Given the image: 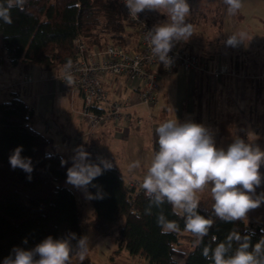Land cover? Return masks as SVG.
Listing matches in <instances>:
<instances>
[{
	"label": "trees",
	"instance_id": "trees-1",
	"mask_svg": "<svg viewBox=\"0 0 264 264\" xmlns=\"http://www.w3.org/2000/svg\"><path fill=\"white\" fill-rule=\"evenodd\" d=\"M11 15L12 24L0 21L3 70L14 67L27 70L39 65L59 73L62 64L79 55L76 38L86 40L89 47L103 48L107 43L124 48L127 45L124 34L129 31L128 21L116 0H27L24 11L13 9ZM181 42L184 49L192 51V42ZM196 56L201 61L198 52ZM151 140L154 153L158 150L155 131ZM92 142L96 145V140ZM18 146H23V157L31 158V180L29 174L10 166L9 156ZM87 152L97 162L100 156L96 151ZM72 155V149L61 152L55 147L53 137L35 126V110L17 90L0 100V264L14 247L31 249L48 236L60 239L74 233L77 239L83 237L82 224L91 226L100 236H112L115 246L104 264H114L123 249L136 259L145 258L147 264H212L202 256L212 236L223 242L235 230L241 236H250L252 246L264 239V223L224 222L215 217L212 199L205 198L197 211L214 223L209 236L198 243L184 230L183 218L174 214L176 210L171 205L152 207L151 214H146L149 199L144 190L129 187L113 162L111 170L93 181L106 193L105 198L90 199L93 216L83 219L75 192L66 183ZM62 158L69 163L61 166ZM97 190L88 188L93 194ZM161 211L169 220L179 223L180 231L161 234L156 222ZM71 243L75 246L77 240ZM75 264L95 262L85 256Z\"/></svg>",
	"mask_w": 264,
	"mask_h": 264
},
{
	"label": "clouds",
	"instance_id": "clouds-1",
	"mask_svg": "<svg viewBox=\"0 0 264 264\" xmlns=\"http://www.w3.org/2000/svg\"><path fill=\"white\" fill-rule=\"evenodd\" d=\"M26 3L27 0H0V21L12 24V10L24 11ZM224 3L228 15H235L243 6V0H224ZM124 4L134 19L145 10L158 11L167 17L154 25L145 38L159 63L170 66L169 53L174 44L187 41L194 33V25L186 20L190 15L187 0H124ZM246 36L243 31L233 33L225 44L238 46ZM71 68L69 59L65 66L68 85L73 83ZM155 134L158 150L147 164L141 184L149 199L146 214H151L152 207L159 209L165 203L171 205L177 210L174 214L183 218L184 230L202 243L209 236L214 221L198 213L200 194L210 192L213 213L224 222L245 220L250 210L264 203V194L255 195L256 188L264 180L259 171L264 164V150L259 146L236 138L227 150L217 148L213 135L205 126L191 121L181 123L177 119L162 121L155 128ZM22 151L23 146L16 147L9 156V163L13 170L19 168L29 174L31 180L32 161L23 157ZM70 159L66 183L83 191L87 199H104L106 193L93 181L113 168L112 161L97 157V162H93L83 145L73 150ZM60 162L61 166L69 163L63 158ZM141 166L139 160L128 165L130 171ZM89 186L97 188V192H89ZM156 222L163 235L180 231L179 223L169 220L162 211ZM73 239L77 240L75 246L71 243ZM89 243L87 236L77 239L74 233L60 239L48 236L31 249L14 247L3 264H71L73 255H78L81 260L84 258ZM202 256L212 264H264V239L252 246L250 236H241L232 230L223 242H217L212 236L211 242L203 248Z\"/></svg>",
	"mask_w": 264,
	"mask_h": 264
},
{
	"label": "rangeland",
	"instance_id": "rangeland-1",
	"mask_svg": "<svg viewBox=\"0 0 264 264\" xmlns=\"http://www.w3.org/2000/svg\"><path fill=\"white\" fill-rule=\"evenodd\" d=\"M187 3L190 5V15L186 17V20L194 25V33L187 40L193 43L192 50L199 53L202 61L211 64L212 60L221 58L228 66V71L221 76V82L216 84L219 87L217 91H215L217 86L212 85V109L217 111L215 109L216 99L221 100L220 102L225 108L219 110V116L228 118V124L231 123L230 120L234 122L239 120L242 125V127L237 126V121L236 125L231 127L229 135L226 134L227 127H220L222 134H220L219 147L215 141L216 147L227 150L236 138H241L246 143H252L264 150V0H243L242 8L235 15L227 14V6L224 0H187ZM142 14L154 23L167 19L164 14L158 11L145 10ZM241 31L247 33L243 43L235 47L225 44L229 35ZM13 74L12 71H4L0 74V89L4 90L3 87L10 83L9 78ZM165 106L164 98L160 97L149 107L140 105V112L141 115H146V118L153 116L159 125L168 119L166 115L165 118L158 117L161 109ZM204 109L201 107L200 119L202 115L205 116ZM169 113L172 114L173 110ZM193 115L195 116V114ZM73 116L80 125L83 124L76 113H73ZM249 120L251 121L249 122ZM146 123L147 127L144 123L142 124L143 128L130 131L127 139L112 140L107 138L96 146L98 156L112 160L113 163L115 162L114 164L119 166L125 174L124 181L128 177L130 179H142L147 164L151 160L152 147L149 145L151 129L149 123ZM85 126L83 124L84 128ZM236 127L238 128L234 132ZM55 137L53 134V140L57 141L58 139ZM59 140L58 143L64 146L62 140L60 138ZM136 160H139L144 166L130 171L128 165ZM260 168L259 171L264 176V164ZM67 185L75 192L82 209L83 219L93 216L91 200L86 198L83 191ZM261 194H264V180L255 190L256 196ZM205 198H211L210 192L205 191L200 194V199ZM245 220L264 223V203L250 210ZM82 235L83 237L87 236L90 242L85 256L90 257L95 264H104L109 261V256L115 246L112 242V236H100L91 226L85 224H82ZM79 259L78 255H73L71 264H75ZM115 261L125 264L119 257L115 258Z\"/></svg>",
	"mask_w": 264,
	"mask_h": 264
},
{
	"label": "built area",
	"instance_id": "built-area-1",
	"mask_svg": "<svg viewBox=\"0 0 264 264\" xmlns=\"http://www.w3.org/2000/svg\"><path fill=\"white\" fill-rule=\"evenodd\" d=\"M118 1L128 21L129 31L124 34L126 47L107 43L103 48L97 45L89 47L86 40L74 39L79 49V55L72 61L70 74L73 83L65 82L64 63L59 68L58 77L61 83L72 93L82 99L80 117L83 124L76 136L69 142L68 136L58 126L49 120H38L42 130L56 133L60 139L69 143L70 149L83 145L85 150H95L92 134L107 122L122 126L134 120L140 126L142 120L135 115L134 107L138 104L149 107L157 100L158 79L160 75L171 73L177 69L191 74L205 73L214 79H219L228 71L225 63L209 67L206 62L198 61L196 53L184 49L182 42H176L169 53L171 65L166 67L150 51V45L145 38L146 33L156 23L148 21L142 13L136 19L129 15L124 0ZM32 77L24 72L17 75V82L25 83ZM129 187L142 189V180L127 179Z\"/></svg>",
	"mask_w": 264,
	"mask_h": 264
},
{
	"label": "crops",
	"instance_id": "crops-1",
	"mask_svg": "<svg viewBox=\"0 0 264 264\" xmlns=\"http://www.w3.org/2000/svg\"><path fill=\"white\" fill-rule=\"evenodd\" d=\"M219 62L224 63L221 58L212 60L211 64L208 62L206 63L211 68L217 65ZM19 70L29 74L32 77V80L25 83L17 82V75L20 73ZM4 71H12L14 74L11 78H9L10 83L3 87L4 90L0 89V100L8 97L12 90H17L23 99L33 106L35 110V126L37 128L42 130L41 125L38 123L39 119L53 121L58 126V128L68 136L70 140L69 142H71L82 126V124L80 125L79 121H77L73 116V113H76L77 117L81 118L80 111L82 107V99L78 94L72 93L69 88H66L65 85L60 82L58 71L55 69H44L39 65H32L27 70H24L23 68L21 70L18 69V67L3 70L0 67V74ZM221 80V77L216 80L205 73L193 72L191 74H187L179 69L171 73L160 75L158 79L159 87L157 91V100L160 97H163L166 106L165 108L161 109L158 117L165 118L166 115L168 119H177L181 123L191 121L197 124H202L213 135L214 141H217V147H219L220 134H222L220 127L223 126L228 128L226 131L227 135L231 133V127L236 125L237 121V126L242 127L239 120H236L237 118L235 119V122L230 120L231 123L228 124V118L219 116V110L225 108V106L220 102L221 100L218 101L216 99L215 109L217 111L212 109L213 99L211 97V88L213 84L216 87V84L221 82ZM218 88L219 87L217 86L215 91H217ZM140 105L141 104L136 105L133 110L135 111V115L141 118L142 124L145 123L146 125V122L149 123V127L151 129L149 145L152 147V133L158 126V123H156V119H154L153 116H148L146 118V115H141ZM201 107L205 108V116L203 117L202 115L200 119L199 113ZM239 108H241V106H239ZM172 110L173 113H169V111ZM193 114H195V116ZM144 120L146 121L144 122ZM250 121L251 120H249V122ZM141 126L135 125L134 120L122 126L113 125L110 122H107L94 131L92 134V140H96V147L99 143L105 141L107 138L112 140H120L123 138L127 139L130 131H136L140 128H143V126ZM147 126L148 125H146V127ZM237 128L238 127L235 128L234 132ZM47 133H49L52 137L54 134L57 137L55 138L58 140L60 138L52 131H47ZM223 133H225V131H223ZM215 136H217V138H215ZM58 140L54 141L55 147L61 152L68 151L70 148L69 143L62 141L64 146H61L60 143H58ZM141 165L142 168L144 165ZM117 167L119 168V166ZM119 170L121 171L120 168ZM121 173L122 176L125 177V174L122 171ZM128 179H130V177H128ZM125 181L127 182V180ZM118 257L122 258L125 264H147V260L145 258L136 259L128 254L125 249H123L121 254L116 258ZM114 264L120 263L115 262Z\"/></svg>",
	"mask_w": 264,
	"mask_h": 264
}]
</instances>
